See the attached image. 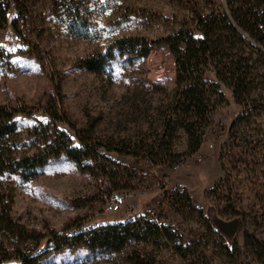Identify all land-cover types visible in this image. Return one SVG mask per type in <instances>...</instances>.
<instances>
[{
  "label": "rangeland",
  "instance_id": "1",
  "mask_svg": "<svg viewBox=\"0 0 264 264\" xmlns=\"http://www.w3.org/2000/svg\"><path fill=\"white\" fill-rule=\"evenodd\" d=\"M246 4L264 34V0ZM223 13L226 0H0V108L29 112L16 124L0 119V211L28 232L0 229L1 252L130 222L121 249L60 244L39 264H264L263 44L239 28L248 43L233 40L232 60L248 64L249 99L214 91L199 146L179 128L173 150L166 143L155 158L176 60L152 43ZM128 38L146 40L149 52L117 45ZM61 143L79 148L69 149L78 160L18 165ZM114 196L124 199L118 211L108 209ZM216 219H239V229L229 238Z\"/></svg>",
  "mask_w": 264,
  "mask_h": 264
},
{
  "label": "trees",
  "instance_id": "2",
  "mask_svg": "<svg viewBox=\"0 0 264 264\" xmlns=\"http://www.w3.org/2000/svg\"><path fill=\"white\" fill-rule=\"evenodd\" d=\"M226 2L231 8V15L223 13L219 16L199 17L192 25L187 24L173 35L152 43V45L168 46L176 60L175 87L172 91L174 96L168 105L169 112L165 118L162 138L156 142L159 148L155 158L159 156L166 143H168L169 152L173 150L175 144L173 140L179 128L185 129L189 135L192 150L199 146L202 137L200 127L207 122L219 103V100L215 98L218 93L215 94L214 91H220L219 95L222 98L226 89H230L232 95L241 103L246 102L250 97L248 91L252 75H250L248 64L245 66L244 62L238 63L232 60L235 57L233 40L239 39L248 43L239 30L241 28L264 45V34L261 33L257 24H253L254 13L250 12V9L247 10V0H226ZM260 35L263 36L262 39ZM117 45L126 47L141 45L145 54L150 50L149 43L139 38L119 39ZM100 63L99 59L85 61L86 67L93 71ZM28 113L24 109L0 108V119L3 122L16 124ZM70 145V143H61L50 152L28 157L18 165L20 167L43 166L50 158L59 157L63 153H70L78 160L77 156L69 152V149L76 152L79 148ZM15 165L17 163L12 164L11 169H8L17 170ZM131 225L129 222L100 226L91 232L66 229L54 238L42 237L43 240L39 242L37 248L28 253L0 251V264H39L41 256L47 251L60 244L68 246L75 242L93 249L118 250L127 242ZM0 229L13 236L25 237L28 233L24 227L14 223L6 209L5 212L0 211ZM159 231L158 233H161ZM47 240L48 242L43 244V241Z\"/></svg>",
  "mask_w": 264,
  "mask_h": 264
},
{
  "label": "water",
  "instance_id": "3",
  "mask_svg": "<svg viewBox=\"0 0 264 264\" xmlns=\"http://www.w3.org/2000/svg\"><path fill=\"white\" fill-rule=\"evenodd\" d=\"M215 223L217 224V227L225 233L229 238L233 237L240 226V220L234 219L231 221H223L220 219H216Z\"/></svg>",
  "mask_w": 264,
  "mask_h": 264
},
{
  "label": "built area",
  "instance_id": "4",
  "mask_svg": "<svg viewBox=\"0 0 264 264\" xmlns=\"http://www.w3.org/2000/svg\"><path fill=\"white\" fill-rule=\"evenodd\" d=\"M200 159H201V157H200ZM153 171H154L155 177H159V174L157 173L156 169H154ZM144 175H148V173L144 172ZM157 183H158V185H160L161 180L160 179L157 180ZM171 194H172V192H171ZM123 204H124V199L122 197L114 196V197L109 198V200H108V209L110 211H118L122 208Z\"/></svg>",
  "mask_w": 264,
  "mask_h": 264
},
{
  "label": "bare ground",
  "instance_id": "5",
  "mask_svg": "<svg viewBox=\"0 0 264 264\" xmlns=\"http://www.w3.org/2000/svg\"><path fill=\"white\" fill-rule=\"evenodd\" d=\"M157 57H158V56H157ZM157 57H156V58H157ZM154 62H155V59H154Z\"/></svg>",
  "mask_w": 264,
  "mask_h": 264
}]
</instances>
